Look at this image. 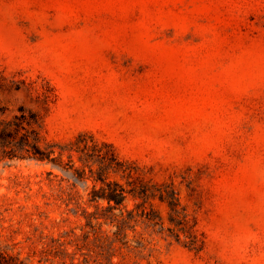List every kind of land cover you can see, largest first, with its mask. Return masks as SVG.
Listing matches in <instances>:
<instances>
[{
    "label": "rangeland",
    "instance_id": "rangeland-1",
    "mask_svg": "<svg viewBox=\"0 0 264 264\" xmlns=\"http://www.w3.org/2000/svg\"><path fill=\"white\" fill-rule=\"evenodd\" d=\"M22 109L42 146L84 132L176 188L186 230L152 198L164 229L140 221L128 264H264V0H0V116ZM74 182L87 198L91 178L0 159V244L28 228L22 206Z\"/></svg>",
    "mask_w": 264,
    "mask_h": 264
},
{
    "label": "trees",
    "instance_id": "trees-1",
    "mask_svg": "<svg viewBox=\"0 0 264 264\" xmlns=\"http://www.w3.org/2000/svg\"><path fill=\"white\" fill-rule=\"evenodd\" d=\"M40 125L39 115L33 111L22 109L12 118L0 116V159L51 162L84 183L93 179V185L86 188L85 198L75 182L66 187L60 183L50 193L44 190V196L49 199L43 203L22 206L28 228L22 229V237L11 234L4 245L0 244V264H128V254L147 248L144 235L137 234L140 221L161 224L164 229L163 216L151 203L157 196L168 202L171 222L179 230H186L181 224L189 221L188 213L185 207H180L176 188H154L141 176L144 173L141 166L120 158L107 141H99L84 132L70 144L42 146ZM57 146L61 148L59 153ZM67 150L70 151L68 162L63 159ZM73 151L85 163L83 168L74 165ZM86 166L91 174H87ZM111 173L120 174L127 182L112 177ZM51 174L55 173L48 171V177L53 180ZM130 197L142 200L129 208ZM52 210H58L59 216H52ZM176 235L180 239V232Z\"/></svg>",
    "mask_w": 264,
    "mask_h": 264
}]
</instances>
